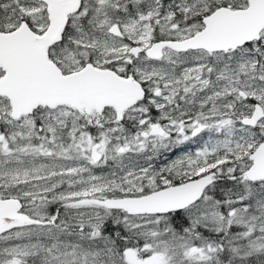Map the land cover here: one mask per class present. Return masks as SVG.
I'll return each instance as SVG.
<instances>
[{
    "label": "snow or ice",
    "instance_id": "6c2138e0",
    "mask_svg": "<svg viewBox=\"0 0 264 264\" xmlns=\"http://www.w3.org/2000/svg\"><path fill=\"white\" fill-rule=\"evenodd\" d=\"M0 264H264V0H0Z\"/></svg>",
    "mask_w": 264,
    "mask_h": 264
}]
</instances>
